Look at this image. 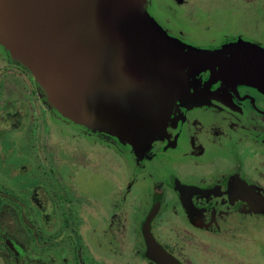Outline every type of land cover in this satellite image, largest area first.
I'll return each mask as SVG.
<instances>
[{"label":"flooded vegetation","instance_id":"obj_1","mask_svg":"<svg viewBox=\"0 0 264 264\" xmlns=\"http://www.w3.org/2000/svg\"><path fill=\"white\" fill-rule=\"evenodd\" d=\"M150 6L148 12L154 19ZM162 28L170 36L190 42ZM239 40L264 48L263 41L243 35L222 37L217 45L193 46L214 50ZM209 76V71L199 73L191 92L203 91ZM214 85L221 88L220 81ZM27 101L34 102L47 128L49 122L50 139L59 148V158L68 159L67 151L58 144L69 135L66 132L72 138H84L88 142L82 149H86L87 158L95 159L100 150L110 163L114 152L123 185L116 183L108 170L97 174L94 169H82L80 172L92 173L89 180L70 179L66 188L58 186L62 190L57 197L58 211L47 210L39 200L38 187L44 195L48 193L45 182L24 185L32 188L30 199L40 208L36 216L41 228L38 231L26 223L31 226L19 229L11 213L12 227L4 232L7 239L0 244L9 264H157L146 254V224L154 241L180 264H200L199 252L190 248L197 245H189V237L227 234L229 229L223 226L228 221L264 216L255 210L264 198V95L250 86L222 87L213 99L179 105L168 140L154 142L139 158L112 136L62 118L48 105L29 71L0 47V141L4 150L10 149L11 142L3 134L22 131L27 121L26 115L13 111L15 105L25 109V102L31 105ZM21 137L26 146L30 133L24 131ZM46 137L48 131L36 140L38 146L33 149L40 156ZM28 149L31 152V146ZM61 167L59 177L64 176L67 164ZM29 169L27 164L13 163L1 172L13 184L25 183V177L32 174ZM131 194L132 210L128 212ZM32 242L39 255L30 253Z\"/></svg>","mask_w":264,"mask_h":264},{"label":"water","instance_id":"obj_2","mask_svg":"<svg viewBox=\"0 0 264 264\" xmlns=\"http://www.w3.org/2000/svg\"><path fill=\"white\" fill-rule=\"evenodd\" d=\"M149 4L0 0V47L33 75L62 118L112 136L136 158L168 140L179 105L213 99L222 87L250 86L264 95V48L242 40L214 50L186 44L157 24ZM204 71L205 89L192 93ZM144 236L151 260L180 264L154 241L148 224Z\"/></svg>","mask_w":264,"mask_h":264},{"label":"rangeland","instance_id":"obj_3","mask_svg":"<svg viewBox=\"0 0 264 264\" xmlns=\"http://www.w3.org/2000/svg\"><path fill=\"white\" fill-rule=\"evenodd\" d=\"M150 4H152L150 12L154 19L162 27L170 29L175 34H181L184 39L190 41L188 44L212 46L217 45L222 37L242 35L264 42V0H150ZM244 39L249 40L246 37ZM29 75L35 81L30 72ZM27 102L31 105L28 106L25 102V109L19 108V104H16L13 110L19 115H26L27 121L23 130L2 136L5 140H10V149L4 150L0 141V244L7 239L4 232L12 227V212L19 229L31 226L28 225L30 223L31 227L37 228L38 231L41 228L40 220L36 216L40 208L35 201L30 199L29 193L32 188H25L24 185L28 187L34 183L42 184L41 180L45 182L48 186V193L44 195L43 190L38 187V196L47 210L52 211L59 210L57 197L62 191L59 185L66 188L67 180L87 181L90 179L92 173L80 172L82 169H94L97 174H104L108 170L111 178L123 185L118 179L122 171L116 162L117 157L114 152L111 153L110 163L97 146L95 148L100 152L99 156L96 153L94 154L95 159L92 160V156L87 158L86 149H82L86 146L85 142H88L84 138L77 136L72 138L71 133L65 131V134L69 135H64L62 142L58 144L67 151L68 159L63 161L59 158V148H56L55 140L50 139L52 128L49 122L47 128L43 123L44 120H41L42 114L39 113V109H35L34 102ZM40 123L41 126H39ZM38 127H41L40 132ZM24 131L30 133L32 137V141L31 137L25 140L26 146L21 140ZM46 131H48V137H46L48 142L42 148V156H40L33 149L38 146L36 140ZM30 146L31 152L28 149ZM13 163L27 164L32 170L31 175L26 176L25 179L21 178L25 180V183L17 181L13 184L7 180L5 173L1 172L4 166ZM63 163L67 164V169L64 176L60 174L59 177ZM99 166L101 169H98ZM8 175L9 172H7ZM130 197L132 194L128 198V212L132 210L133 200ZM223 228L229 229L227 234L189 237L191 241L189 245H197L196 248L193 246L190 248L199 252L198 262L200 264H264V216L246 217L239 221L234 219L228 221ZM229 232L231 234H228ZM31 235L33 236V232ZM29 251L35 256L39 255V248L33 242ZM6 255L7 252L3 246H0V264H9ZM112 262L121 264L118 261Z\"/></svg>","mask_w":264,"mask_h":264}]
</instances>
